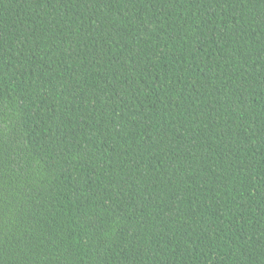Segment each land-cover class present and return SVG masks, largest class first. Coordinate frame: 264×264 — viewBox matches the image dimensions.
Returning <instances> with one entry per match:
<instances>
[{
	"label": "trees",
	"instance_id": "1",
	"mask_svg": "<svg viewBox=\"0 0 264 264\" xmlns=\"http://www.w3.org/2000/svg\"><path fill=\"white\" fill-rule=\"evenodd\" d=\"M0 264H264V0H0Z\"/></svg>",
	"mask_w": 264,
	"mask_h": 264
}]
</instances>
